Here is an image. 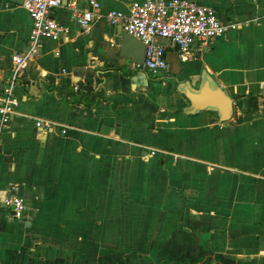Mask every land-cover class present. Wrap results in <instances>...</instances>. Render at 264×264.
Returning <instances> with one entry per match:
<instances>
[{
  "label": "crops",
  "instance_id": "0c3cea01",
  "mask_svg": "<svg viewBox=\"0 0 264 264\" xmlns=\"http://www.w3.org/2000/svg\"><path fill=\"white\" fill-rule=\"evenodd\" d=\"M134 1L147 0H99L86 31L70 0L53 12L67 34L40 42L0 128V264H264V0H186L237 28L187 62L159 41L168 69L154 76L104 17ZM22 3L0 0V105L10 58L28 48ZM203 75L232 99L228 122L185 115ZM8 192L22 221L1 205Z\"/></svg>",
  "mask_w": 264,
  "mask_h": 264
},
{
  "label": "built area",
  "instance_id": "2783aa9c",
  "mask_svg": "<svg viewBox=\"0 0 264 264\" xmlns=\"http://www.w3.org/2000/svg\"><path fill=\"white\" fill-rule=\"evenodd\" d=\"M70 1L71 17L83 31L103 17L99 0H83L88 4L85 10L77 8L76 0ZM62 2L63 0H23L22 8L31 19L28 48L23 54H15L10 58L11 70L0 105V128L8 124L18 105L13 95L14 89L37 55L40 42H57L67 34V30L52 17L53 12L62 7ZM104 17L110 25L120 27L124 33L143 44L145 59L142 65H137V69L147 71L152 76L168 69L165 49L159 41L168 42L176 50L178 59L187 62L210 46L215 39L237 28L223 25L214 9L186 0L134 1L127 12L112 10ZM196 43L199 44L198 47L195 46ZM74 89L77 91L78 87ZM35 127L51 131L54 123L39 119L35 122ZM61 134L65 135L66 130H62ZM1 205L13 220H23L26 204L17 194L5 193Z\"/></svg>",
  "mask_w": 264,
  "mask_h": 264
},
{
  "label": "water",
  "instance_id": "95a60500",
  "mask_svg": "<svg viewBox=\"0 0 264 264\" xmlns=\"http://www.w3.org/2000/svg\"><path fill=\"white\" fill-rule=\"evenodd\" d=\"M121 54L127 56V49L135 48L137 53L134 58H130L135 66L142 65L145 59V49L143 44L128 34L121 32ZM79 90L91 91L93 79H86L84 83L75 81ZM190 102V106L185 108L187 116L197 115L201 112L216 113L220 122H228L233 116V102L230 96L221 90L215 82L207 75H203L199 86L196 89H189L184 93Z\"/></svg>",
  "mask_w": 264,
  "mask_h": 264
},
{
  "label": "trees",
  "instance_id": "16d2710c",
  "mask_svg": "<svg viewBox=\"0 0 264 264\" xmlns=\"http://www.w3.org/2000/svg\"><path fill=\"white\" fill-rule=\"evenodd\" d=\"M94 96H95L96 99L101 98V96H102L101 89H98L97 92H95Z\"/></svg>",
  "mask_w": 264,
  "mask_h": 264
}]
</instances>
